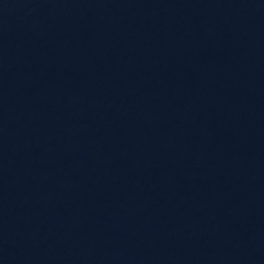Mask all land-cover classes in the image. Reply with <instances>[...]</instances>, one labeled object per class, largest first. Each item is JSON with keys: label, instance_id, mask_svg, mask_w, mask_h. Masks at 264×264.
I'll return each instance as SVG.
<instances>
[{"label": "water", "instance_id": "obj_1", "mask_svg": "<svg viewBox=\"0 0 264 264\" xmlns=\"http://www.w3.org/2000/svg\"><path fill=\"white\" fill-rule=\"evenodd\" d=\"M0 111L211 264H264V0H0Z\"/></svg>", "mask_w": 264, "mask_h": 264}]
</instances>
